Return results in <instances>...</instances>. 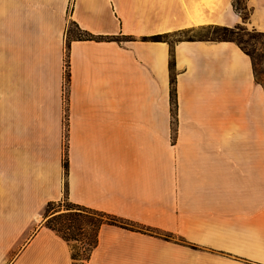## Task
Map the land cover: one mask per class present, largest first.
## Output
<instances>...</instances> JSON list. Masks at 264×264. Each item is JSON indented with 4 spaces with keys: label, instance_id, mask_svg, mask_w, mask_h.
<instances>
[{
    "label": "crops",
    "instance_id": "0c3cea01",
    "mask_svg": "<svg viewBox=\"0 0 264 264\" xmlns=\"http://www.w3.org/2000/svg\"><path fill=\"white\" fill-rule=\"evenodd\" d=\"M229 2L0 0V264H72L70 246L45 227L50 213L40 215L65 198L172 237L105 225L87 264H264V94L248 57L227 42L141 41L236 25ZM247 8L253 28L264 26V0ZM68 23L95 40L67 47ZM169 61L179 123L172 145ZM249 106L262 113L243 115ZM245 120L263 122L255 144L208 143L222 137L208 123Z\"/></svg>",
    "mask_w": 264,
    "mask_h": 264
},
{
    "label": "rangeland",
    "instance_id": "374dc122",
    "mask_svg": "<svg viewBox=\"0 0 264 264\" xmlns=\"http://www.w3.org/2000/svg\"><path fill=\"white\" fill-rule=\"evenodd\" d=\"M129 1V0H128ZM247 2L248 0H230L229 4H228V10L227 13L230 15V17H232L233 15L235 17H238V24L236 25H230L231 22L233 21L232 19H227L228 21L225 23L227 24H214V25H218L221 27H228V28H233L236 26H239L241 29H243L242 31H240L238 33V35H232L230 37L233 38H238L237 36H239V38L242 39L243 42V48L252 53L253 57H254V64H255V73L253 77L254 78V82L256 85H259L263 91L264 94V26L263 25H257L255 28H253V26H255V24H252L250 21L251 18V10H249L247 8ZM226 15V14H225ZM223 16V15H222ZM225 17V16H224ZM213 25V24H212ZM77 26V25H76ZM210 25H206L200 28H193V29H186V30H182L176 33H171V34H159V35H165V37L162 39V42L166 43L169 46V49H172L173 46L181 41H187L189 38H193V39H214V38H218L217 35L213 34V31L211 28H209ZM65 44H67V41H69L72 38H76V37H84V32L82 30H80L77 27H75L74 25H72V23H68L66 24V30H65ZM259 33H263V36H261ZM158 36V35H155ZM153 37V36H150ZM142 38H149V37H141V41ZM119 42L121 41H128L129 39H134L133 37H123L121 38H117ZM145 42V41H144ZM151 42V41H150ZM228 43V42H227ZM233 44V43H232ZM235 45V44H234ZM170 62V61H169ZM171 63V62H170ZM169 63V64H170ZM61 69H62V87H61V99L63 101V121H62V133H61V146H62V150H63V161H62V169H63V173H66V170L63 168V164L64 162H66V145H67V122H68V115H67V98H68V88H69V64H68V58H67V53L65 52V55L62 59V63H61ZM172 73V74H171ZM175 75V73L170 72V76ZM259 83V84H257ZM170 99V98H169ZM170 102V101H169ZM246 110L244 111L243 115H254L257 113H262V109L259 110L257 109V107L255 108V106H249L248 109L245 108ZM169 111H170V121H169V138H168V143L170 145L174 144L177 140V129H178V121H177V106L174 104L170 103L169 106ZM164 111H161V113ZM249 119V117H248ZM209 127L208 129H212V128H218L219 132L222 137H220L219 134L218 138H215L214 136L212 138H208V143L209 142H213L215 140H223L224 146L227 147L229 146V148H231L234 145H240V146H244V145H253L254 143V131H256V128H258L259 126L263 125V122H252L250 120H245L243 124L242 128H238L235 127L233 123H228L225 122L223 123V125H217L215 124L216 127H214V125H210L211 123H208ZM223 131V133H222ZM53 140L49 138L48 139V144H49V148L53 147ZM161 140H163L161 138ZM64 153H65V157H64ZM233 156V154L231 153V150L226 151L225 150V158L227 159H231ZM64 200V199H63ZM62 200V201H63ZM61 202V201H59ZM58 203V201L56 202ZM56 207V204L55 206ZM40 215L42 217L46 216L45 211L41 212ZM33 222V229L35 230L39 224L36 223L34 220ZM142 234H148V233H142ZM57 235V234H56ZM150 235V234H149ZM153 236L159 237V238H163L165 236H168L165 233H156L154 232ZM171 236L168 237V240H171ZM165 240V239H164ZM177 242V241H176ZM74 246H77L78 244L76 243H72ZM70 248V253H74V251ZM21 249V247H18L15 249V251H13L15 254L19 252V250ZM13 254V253H12ZM92 254V253H91ZM91 256V255H90ZM81 258V256H80ZM90 259V258H89ZM74 264H87L84 263V261H81L80 259L73 262Z\"/></svg>",
    "mask_w": 264,
    "mask_h": 264
},
{
    "label": "trees",
    "instance_id": "16d2710c",
    "mask_svg": "<svg viewBox=\"0 0 264 264\" xmlns=\"http://www.w3.org/2000/svg\"><path fill=\"white\" fill-rule=\"evenodd\" d=\"M77 27L74 23H72ZM209 28L212 29L213 34L217 35L218 38L214 39H193L189 38L187 41H206V42H228L235 44L249 59L251 63V69L253 77L255 73V64L253 54L246 51L243 48L242 39L230 37L232 35H238L241 29L239 26L228 28L221 27L216 25H210ZM263 36V33H259ZM165 35H158L149 38H142V41H151V42H162V39ZM74 40H95V37L87 32H84V37L72 38ZM110 41H118L116 37L108 38ZM128 41H133L129 39ZM67 47L69 42L67 41ZM172 50H170V53ZM172 62L169 64V70L172 72ZM172 74V73H171ZM259 84V83H257ZM169 98L170 103L176 105L175 99V79L171 75L169 79ZM65 157V153H64ZM63 168L66 170V162L63 164ZM56 207H53L55 206ZM45 213H50V217L46 219L45 227L54 233H56L67 245L71 247L74 253H71V260L73 262L77 260L84 261L87 263L89 261L90 255L94 248L97 245L98 233L102 226H115L128 231L139 232V233H148L153 235L148 229L131 223L127 220L117 218L112 215H108L103 212L95 211L80 205L73 204L69 202L66 198L58 203L49 202L45 206ZM168 236H165L164 239L168 240ZM72 243L78 244L74 246ZM81 256V258H80Z\"/></svg>",
    "mask_w": 264,
    "mask_h": 264
},
{
    "label": "bare ground",
    "instance_id": "6f19581e",
    "mask_svg": "<svg viewBox=\"0 0 264 264\" xmlns=\"http://www.w3.org/2000/svg\"><path fill=\"white\" fill-rule=\"evenodd\" d=\"M38 218V217H37ZM37 220V219H36Z\"/></svg>",
    "mask_w": 264,
    "mask_h": 264
}]
</instances>
